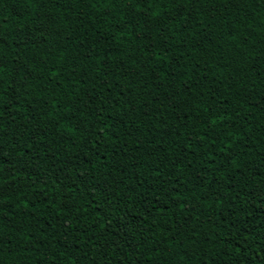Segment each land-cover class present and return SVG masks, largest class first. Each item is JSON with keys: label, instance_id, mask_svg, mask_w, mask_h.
<instances>
[{"label": "trees", "instance_id": "obj_1", "mask_svg": "<svg viewBox=\"0 0 264 264\" xmlns=\"http://www.w3.org/2000/svg\"><path fill=\"white\" fill-rule=\"evenodd\" d=\"M0 264H264V0H0Z\"/></svg>", "mask_w": 264, "mask_h": 264}]
</instances>
